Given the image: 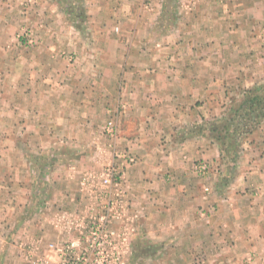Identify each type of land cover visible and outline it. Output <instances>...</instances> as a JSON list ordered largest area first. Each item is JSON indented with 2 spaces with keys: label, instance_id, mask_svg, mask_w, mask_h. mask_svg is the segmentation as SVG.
<instances>
[{
  "label": "crops",
  "instance_id": "1",
  "mask_svg": "<svg viewBox=\"0 0 264 264\" xmlns=\"http://www.w3.org/2000/svg\"><path fill=\"white\" fill-rule=\"evenodd\" d=\"M88 2L89 15L95 18L85 27L90 35L77 37L78 32L70 26L74 34L67 42L71 56L61 57L62 43L58 35L53 37L58 30H53L52 37H42L37 48L21 52L16 63L19 68L8 70L5 92L20 93V107L36 110V115L23 125L27 130L32 128L31 136L36 134L38 139L81 140L84 134H75L77 125L92 124V112L106 121L109 110L122 109L114 117L121 128L120 142L132 151L137 162L128 170L127 180L113 187V196L109 198V185L100 188L94 184L87 186L86 182L79 187L76 175L72 176L69 167L56 159L52 182L46 183L52 197L37 203L32 195L37 188H28L31 179L27 174L34 170L24 164L26 179L21 192H28L29 197L21 200L24 214L16 233L25 238L24 248H5V264H59L61 254L71 243L80 242V247L72 250L74 255L80 254L86 244L85 226L104 210L109 214L112 251L124 254L122 262L119 256V264L137 263L135 254L144 251L165 255L150 258L154 263H181L193 252L205 253L202 247L210 241L216 255L226 256L229 264H236V260L241 263L237 256L244 257V261L255 256L250 264L258 260L264 264V199L260 197L263 204L253 205L246 196L242 197L243 207L236 206L235 213H227L234 206L227 200L228 194L221 193L225 185L218 182L217 174H212L209 182L194 171L197 161L217 163L220 156L219 142L206 136L205 130L208 104L201 48L205 40L198 36L200 32L189 39V43L193 40L187 43L190 51L176 46L173 54L157 58L155 53L146 52L157 40L152 34L157 22L149 17L158 13L157 9L102 6L97 10L99 20L92 16L96 13L93 0ZM256 5L253 8L250 3L243 10L232 6L227 15L226 36L214 35L212 44L227 43L233 55L243 52L248 61H264V0ZM53 6L54 19L61 17L60 8ZM0 11L9 12L6 7ZM48 11L46 8L45 12ZM114 20L120 24L119 32ZM4 35L0 45L12 40L8 33ZM238 42L243 43V49H238ZM219 59L234 60L232 55L225 54ZM9 62L10 67L14 62L12 56ZM212 106L215 108V103ZM27 130L24 135L29 136ZM80 158L86 163L92 161L86 155ZM5 169H11L13 176L18 174L15 167ZM64 177L67 184L62 185L67 193L62 196L59 189ZM253 197L252 194L250 198ZM13 201L7 203L16 209L17 202ZM67 204V208L56 207ZM108 205L113 206L111 211ZM204 209L214 210L208 217L212 221L209 226L204 225V214L201 213L202 217L199 213ZM146 237L150 239L145 241Z\"/></svg>",
  "mask_w": 264,
  "mask_h": 264
},
{
  "label": "rangeland",
  "instance_id": "2",
  "mask_svg": "<svg viewBox=\"0 0 264 264\" xmlns=\"http://www.w3.org/2000/svg\"><path fill=\"white\" fill-rule=\"evenodd\" d=\"M88 1H0V3L2 2L0 8L6 7L9 10L8 13L0 11V37L8 33L7 37L12 38L9 42L0 45V264H5V253H3L5 248L17 249L18 246L24 248L23 240L25 238L21 239L20 234H16L20 230L21 226L18 225L21 224L20 218L24 214V206L21 204V200L29 197L28 192H21L25 185L24 179H26L24 164H29V167L34 170L31 171L30 175L27 174V177L31 179L28 188H32L33 185L34 188H37L32 191L34 197L31 196L33 202L37 203L42 198L49 199L52 197L46 183L52 182L50 176L56 159H60L61 165L69 167L68 170H71L72 176L76 175L79 187L86 182L87 186L92 184L98 185L100 188L102 185L106 186L107 169H116L115 183L109 185V188L107 187L108 192H110L109 198L113 196V187L116 188L127 180L128 170L137 162L132 151L128 147L122 146L120 142L121 128L114 117L117 113H121L122 109L109 110V118L106 121H101L100 117L96 118L92 112V124L77 125L79 126L78 133L75 132V134H84L81 140L71 142L64 140V137L61 140L38 139L36 134L31 136L32 128L27 130V127L23 125L36 115V110L20 107V93L5 92L9 80L6 77L8 70L19 68L16 63H19L21 52L37 48L42 37H52L53 30H58V33L53 37L58 35L62 43L60 45L62 48L60 49L61 57L68 59V56H71L72 52L68 51L70 47L67 42L74 34L71 33L70 26L78 32L77 37H84L90 35L86 33V25L90 23V19H95L89 15L91 5ZM93 3L96 13L92 16L95 17L99 13L97 10L102 6L112 8L117 5L118 9H122L121 7L128 8L133 5L138 6V8L143 7L144 10L157 9L158 13H154L155 15L149 14V17L154 18V21L157 22L152 29L154 30L152 34L156 36L157 40L151 47L149 46V51H146L155 53L157 58H160L158 56L162 58L173 54L177 51L176 46L185 47L190 51L191 46L187 44L189 39L197 36V33L200 32L201 36H198L205 40V45L201 46L205 56L204 96L205 101H207L206 104H208L206 106V118L208 119L205 130L206 136L211 139L213 137L215 143L216 141L219 142L220 156L217 158V163H213L211 160L197 161L194 171L199 178H205L209 182L212 181L209 180L211 175L217 174L218 182L225 185L221 193L228 194L227 200L234 206L230 210L227 209V213L229 211V213H235L233 208L236 210V206L240 207L241 205L243 207L240 202L241 198L245 196L250 204H263L261 198L264 199V188H262L264 186V61H248L243 52L233 55L229 52L227 43L220 46L212 44L214 35L221 38L226 36L228 30L226 28L227 15L232 6H237L238 9L243 10V8L250 7L249 4L251 3L252 7L255 8L260 0H102L100 2L93 0ZM53 5L60 8L61 17L54 19V15L51 13ZM46 8L49 9V13L45 12ZM203 16L205 17L204 21L202 20ZM98 19L101 20V18ZM116 20H114V27L119 25L116 29V32H119L120 24L116 23ZM256 38L259 39L260 37L256 36ZM237 40L239 39L237 38ZM255 42L259 43L256 39ZM142 47L146 48L147 46L143 45ZM218 48L220 50L217 53ZM238 49H243V43L238 42ZM224 54L226 56L232 55L234 60L219 59ZM11 56L14 62L9 67ZM213 94L215 100H212ZM11 100L12 103H10ZM213 103H215V108L212 106ZM218 106L219 109H217ZM213 113L214 115H212ZM212 116H214V120H212ZM110 121H113L118 129L117 136H113L109 132L108 124ZM68 127L65 128L68 129ZM214 127L215 130H213ZM41 129L44 128L41 126ZM26 130L29 132V136L24 135ZM85 145L90 148L85 150ZM82 155L92 158V161L87 163L82 161L80 158ZM131 158L133 161H130ZM201 163H206L208 166L204 172L197 169ZM6 167H15L18 174L13 176L10 173L12 170H6ZM79 176L80 179H78ZM61 181L60 187L62 188L59 190L64 196L67 192L62 183L67 184V180L64 177ZM252 194L254 197L250 198ZM10 199L14 200L13 203L17 202L16 209L11 203H7ZM56 207L67 208L69 205ZM106 207H109V211H111L113 206L108 205ZM213 211L212 209L211 211L204 209L199 212L200 216L204 214V225H211L212 221H208V217L211 213L213 214ZM90 224L91 222L84 228L85 243ZM12 232L14 233L12 234ZM225 237L226 234H224V239H226ZM149 239L146 237L144 240L148 241ZM111 243L113 244V240ZM202 248L205 253L193 252L188 255L185 261H179L181 263L176 262V264H229L226 256L218 257L216 255L213 250V241L208 242V245H204ZM61 256L63 258L64 253ZM111 256V264H119L118 260L115 261L119 256L121 262L124 260V254H112ZM135 256L138 261L132 264H169V261L167 263L163 261L154 263L150 260L152 257L165 256L163 253L149 254L148 251H144L136 253ZM253 257L255 258V256ZM236 258H241L242 261L240 263L236 260V264H250L254 261V258L250 260L246 257L249 261H244V257L237 256ZM6 261L11 262V260ZM254 264H263V260H258Z\"/></svg>",
  "mask_w": 264,
  "mask_h": 264
},
{
  "label": "built area",
  "instance_id": "3",
  "mask_svg": "<svg viewBox=\"0 0 264 264\" xmlns=\"http://www.w3.org/2000/svg\"><path fill=\"white\" fill-rule=\"evenodd\" d=\"M108 125L109 132L113 136H117L118 129L115 126V123L110 121ZM130 161H133V158H131ZM207 168L208 166L206 163H201L197 166V169L200 172L206 171ZM108 169L105 182L107 185H113V183H115L114 180H116L114 174L117 170L114 168ZM108 226L109 214L108 211L105 210L100 215L92 218L89 230L86 235L87 241L86 244L81 248V253L76 256L74 255L75 252L72 251L73 249L80 247V242L77 243V245L75 243H71V247H68L63 251L64 257L59 264H111V255L115 253L112 251V236ZM117 260L118 258L115 259V261Z\"/></svg>",
  "mask_w": 264,
  "mask_h": 264
},
{
  "label": "trees",
  "instance_id": "4",
  "mask_svg": "<svg viewBox=\"0 0 264 264\" xmlns=\"http://www.w3.org/2000/svg\"><path fill=\"white\" fill-rule=\"evenodd\" d=\"M216 128L214 127V129L213 130H215ZM217 137V136H216ZM218 139H220L219 137H217Z\"/></svg>",
  "mask_w": 264,
  "mask_h": 264
}]
</instances>
